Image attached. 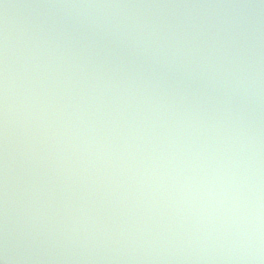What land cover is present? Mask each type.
Listing matches in <instances>:
<instances>
[{"label": "water", "instance_id": "obj_1", "mask_svg": "<svg viewBox=\"0 0 264 264\" xmlns=\"http://www.w3.org/2000/svg\"><path fill=\"white\" fill-rule=\"evenodd\" d=\"M0 264H264V0H0Z\"/></svg>", "mask_w": 264, "mask_h": 264}]
</instances>
